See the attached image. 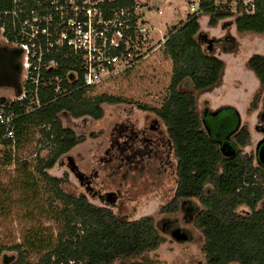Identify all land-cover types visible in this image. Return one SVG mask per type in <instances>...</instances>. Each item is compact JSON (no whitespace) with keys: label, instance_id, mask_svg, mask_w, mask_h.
Instances as JSON below:
<instances>
[{"label":"trees","instance_id":"obj_1","mask_svg":"<svg viewBox=\"0 0 264 264\" xmlns=\"http://www.w3.org/2000/svg\"><path fill=\"white\" fill-rule=\"evenodd\" d=\"M132 4L133 0H123L117 5L130 7ZM9 7L10 0H0V10ZM203 16H209V27L214 28L220 22L226 29L224 37L217 39L201 31ZM226 27L235 28L239 34H264V7L257 4L254 15H247L239 8L234 12L229 3L198 0V13L188 14L185 21L173 26L165 35L164 53L171 61L172 74L165 102L152 111L166 127L178 162L176 196L202 199L204 209L194 225L204 237L206 264H264V205H257L264 187L244 188L237 193L244 173H256L259 182L264 183V168L258 164L256 156L241 151L250 144L249 129L240 128L227 142L229 149L225 152L235 154L226 157L220 143L234 133L238 122L236 110L219 109L218 117L224 112L231 113L235 126L227 138L218 139L211 135L207 122L208 132L204 129L203 117L197 109L196 94L212 90L222 81L225 64L216 51L238 52L237 39ZM246 66L259 82L258 93L249 108L253 112L260 95L264 96V56L252 55ZM68 68L62 63L57 71L51 72L61 79V92L54 93L52 85L41 90V107L28 114L21 113L15 126L17 151L28 143L33 129H38L41 138L51 146L48 156L39 160L34 171L26 161L16 163L18 184L23 194L33 193L35 200L39 182L44 183L52 193L50 201H58L63 206L54 215L62 229L53 238L41 228L31 231L23 244L10 248L17 255H5L3 264H28L26 258L30 252L43 253L37 264H114L119 259L150 252L161 242L151 219L120 220L107 209L89 203L84 195H68L60 187L63 180L49 175L63 156L83 142L82 137L62 126L60 115L67 113L73 119L99 120L103 115L102 105L122 102L116 97H85L86 90L80 83L68 84L65 77ZM9 157L7 153L3 166L12 165ZM16 161L15 158L14 164ZM241 206L248 211L238 213Z\"/></svg>","mask_w":264,"mask_h":264},{"label":"rangeland","instance_id":"obj_2","mask_svg":"<svg viewBox=\"0 0 264 264\" xmlns=\"http://www.w3.org/2000/svg\"><path fill=\"white\" fill-rule=\"evenodd\" d=\"M194 0H145L144 6L149 9L144 10L145 16L155 26L156 44L152 48L148 57L142 62L140 66L130 71L126 75L115 79L108 85L98 89L86 92L85 97L92 98L97 96H108L119 98L122 102L117 105H102L103 115L101 119L94 120L89 117L81 119H73L68 115H60L62 126L66 129L72 130L76 136L82 137L83 142L72 149L67 155L72 158L83 171H88L96 163V157L99 155L106 145L105 137L109 132L110 127L114 122L119 121L125 117V108L139 110L138 116L143 113L152 114V109H157L162 106L168 95V86L172 74V66L169 57L164 53V45L160 42L162 36L169 32L173 26L186 20L188 15L189 5ZM223 2L225 0H216ZM159 8L162 11L161 15L156 13V10L151 8ZM209 16L202 17L201 31H213V35L219 34L222 38L226 34V29L219 26L214 29L209 27ZM229 21V20H227ZM220 23V22H219ZM172 26V27H171ZM228 26V25H225ZM227 32L237 39L239 43L238 52L223 53L221 49L216 51V54L225 64V69L220 84L212 90L197 93L196 98L198 104L202 99L206 98L207 94H213L217 101H224L223 103L234 102L241 108V115L243 117L242 123L249 126L251 131L250 144L242 149V153H247L249 156H254V146L257 140V134L253 129L254 117L262 109L263 94L257 100L256 110L249 111L253 99L249 98V94L243 92V89L237 90L233 86L235 80H239L253 94L257 87L255 80L247 68L246 63L252 55L264 56V34L243 33L239 34L233 28L226 27ZM221 29V30H220ZM224 85V89L222 86ZM189 88L188 91H191ZM258 91L255 93V95ZM14 91L7 86H0V98L11 99ZM224 94V95H223ZM250 94V95H251ZM197 109L201 113L199 105ZM154 115V114H153ZM86 118V119H85ZM233 116L229 112H224L217 119L214 117H207L205 122L212 130L211 135L218 139L227 138L235 123L232 122ZM224 122V124H223ZM164 132L166 131L163 127ZM38 129L30 131L28 143L16 150V162L6 168L0 170V264L2 258L7 255H17V252L11 251L10 248L16 245H21L25 241L31 231L41 228L44 233L52 238L55 237L62 229V225L54 220L55 212L63 208L58 201L51 202L52 193L44 186L43 182H39V190L33 198V193L23 194L20 190L19 171L17 164L21 161H26L29 169L34 171L39 160L45 159L51 149L50 144L41 138ZM8 153L7 148H0V155ZM17 163V164H16ZM67 159L63 156L54 168L49 171L52 177L62 179L61 189L70 196L79 197L86 194L82 187L77 183L73 176L68 171ZM157 183L168 188L173 184L172 178H158ZM95 190H102L103 192L114 191L119 193L120 199L117 201V208L122 217H128L133 212L134 204L128 200L124 195L126 186L121 178V172L114 169H107L101 171L94 185ZM136 190L128 189V193H134ZM137 193L145 194V188H137ZM149 192V190H148ZM130 195H127L129 197ZM87 198V197H86ZM131 198V197H129ZM27 201V202H25ZM93 205H96L92 202ZM159 207V206H158ZM157 206H151L150 209L156 210ZM238 213L247 212L245 206L237 209ZM141 212V211H140ZM144 213V212H143ZM142 217V214L139 215ZM138 216V217H139ZM137 217V218H138ZM135 218V219H137ZM133 219V220H135ZM131 220V221H133ZM25 249L24 247H22ZM42 254L32 253L27 254L26 261L28 264H37ZM115 262L114 264H117Z\"/></svg>","mask_w":264,"mask_h":264},{"label":"built area","instance_id":"obj_3","mask_svg":"<svg viewBox=\"0 0 264 264\" xmlns=\"http://www.w3.org/2000/svg\"><path fill=\"white\" fill-rule=\"evenodd\" d=\"M123 0H10L0 10V46L19 49L20 96L0 100V148H7L12 164L16 158V120L41 107L39 92L54 86L61 92V79L52 76L62 63L69 68V85L80 83L86 92L101 88L142 64L148 57L151 26L145 18V0H133L130 7L118 6ZM235 12L254 15L264 0H225ZM151 10V9H150ZM188 14L198 13V0ZM156 13L161 15V10ZM166 38L162 37L163 44ZM66 92V89L63 90ZM0 155V170L3 166ZM264 171V169H262ZM264 187L256 173H244L237 189ZM264 205V192L258 202Z\"/></svg>","mask_w":264,"mask_h":264},{"label":"flooded vegetation","instance_id":"obj_4","mask_svg":"<svg viewBox=\"0 0 264 264\" xmlns=\"http://www.w3.org/2000/svg\"><path fill=\"white\" fill-rule=\"evenodd\" d=\"M209 35L220 39L219 34ZM233 86L235 89H243V92L249 94L241 81L235 80ZM222 88L224 89V85ZM205 97L200 104L197 101V104L199 108L201 107L202 123L207 132L206 118L217 119L219 109L231 107L238 114L234 133L227 141L220 143L221 147L227 145V142L231 141L232 136L240 128L244 126L250 128L242 123L243 117L240 116L241 114L233 102L227 104L223 103L224 101H217L210 93ZM214 112L218 113L212 116ZM138 114L139 110L125 108V117L114 122L110 127L105 137L106 145L97 155L95 165L88 171L81 170L72 158L70 162L68 155L65 156L66 167L83 188L89 203L93 202L96 204L94 206L107 209L116 218L126 222L144 218L153 221L155 231L161 238L159 246L136 257L119 259L117 264H206L204 237L194 225L195 219L204 209L201 204L202 199L176 196L178 162L167 132H164L162 128L165 126L153 111L152 114L143 112L140 117ZM253 129L257 134L255 153L258 142L264 138V96L262 109L257 117H254ZM261 146H264V143ZM109 168L121 172V178L126 186L124 195L134 204L133 212L128 217H122L117 208V201L120 199L119 193L103 192L95 190L93 187L101 171ZM163 177L173 179L171 187L165 188L157 183L156 180ZM127 187L129 190L135 188L136 191L139 187L145 188L147 192L143 195L136 191L134 193L127 192V195L131 197L129 198L126 195ZM204 195L206 196V192ZM151 206L159 207L154 210V208L150 209ZM141 214L142 217L139 216Z\"/></svg>","mask_w":264,"mask_h":264},{"label":"water","instance_id":"obj_5","mask_svg":"<svg viewBox=\"0 0 264 264\" xmlns=\"http://www.w3.org/2000/svg\"><path fill=\"white\" fill-rule=\"evenodd\" d=\"M173 28V27H172ZM171 28V29H172ZM20 58L21 51L19 49H9L3 46H0V86L10 87L14 94L18 97L21 94L20 89ZM218 112H214L212 116H215ZM68 115L67 113H62V116ZM69 116V115H68ZM86 119V118H85ZM264 143V138L258 142L255 149V156L257 162L260 166L264 167V146L261 144ZM229 149V146H222V152L224 156L229 157L233 156L235 152H225ZM71 162V158H68Z\"/></svg>","mask_w":264,"mask_h":264},{"label":"crops","instance_id":"obj_6","mask_svg":"<svg viewBox=\"0 0 264 264\" xmlns=\"http://www.w3.org/2000/svg\"><path fill=\"white\" fill-rule=\"evenodd\" d=\"M195 1V0H194ZM193 1V2H194ZM155 8H151V10H154ZM157 9H159V8H156L155 10H157ZM162 12V11H161ZM162 14V13H161ZM204 17V16H203ZM145 18H146V16H145ZM149 20V19H148ZM149 22H150V26H151V33H150V35H151V38H150V41H149V44H148V46L149 47H152V46H154L155 44H156V33H155V26L151 23V21L149 20ZM219 26H220V24L218 23L217 24V26L215 27V28H219ZM172 27V26H171ZM214 29V28H213ZM232 30H233V27H232V29H231V33H232ZM209 32V34H211V35H213V31L211 32V31H208ZM217 35V34H216ZM232 35H233V33H232ZM214 36V35H213ZM162 37H164V36H162ZM162 37H161V39H162ZM160 39V40H161ZM250 73H251V75L253 76V78H254V80H255V84H256V86H258L257 87V90L253 93V94H251L250 92H249V98H251V99H253L254 98V96H255V93L259 90V82H258V80H257V78L255 77V75L253 74V72L252 71H250ZM251 94V95H250ZM234 103V102H233ZM235 105H236V108L239 110V112H240V114H241V108L236 104V103H234ZM249 129V128H248ZM249 133H250V137H251V132L249 131ZM262 167V166H261ZM264 168V167H263Z\"/></svg>","mask_w":264,"mask_h":264},{"label":"bare ground","instance_id":"obj_7","mask_svg":"<svg viewBox=\"0 0 264 264\" xmlns=\"http://www.w3.org/2000/svg\"><path fill=\"white\" fill-rule=\"evenodd\" d=\"M257 160V159H256Z\"/></svg>","mask_w":264,"mask_h":264}]
</instances>
